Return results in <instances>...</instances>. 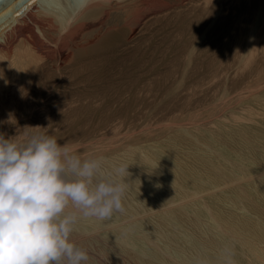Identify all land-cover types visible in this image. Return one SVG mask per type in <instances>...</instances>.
I'll list each match as a JSON object with an SVG mask.
<instances>
[{
    "label": "bare ground",
    "instance_id": "bare-ground-1",
    "mask_svg": "<svg viewBox=\"0 0 264 264\" xmlns=\"http://www.w3.org/2000/svg\"><path fill=\"white\" fill-rule=\"evenodd\" d=\"M0 2L4 3L0 9V12L3 11L0 23L9 21L0 31V133L5 134L6 138L24 140L31 134H45L48 131V135L55 137L57 141L65 137L72 142L77 137L114 134L123 124H134L139 114L138 107L145 99L141 93L154 89V76L158 72L164 71L168 75L174 71L177 74L176 70L185 72L190 63L194 71L203 70L211 76L233 66L242 68L241 71L247 68L259 74L264 71V0H86L84 6H81L80 0ZM210 27L217 37L206 40L204 37L206 32L210 33ZM143 42L147 44L144 46ZM117 62L119 65L115 64ZM248 72L246 73L249 74ZM175 77L176 75L174 80ZM203 79L204 77L198 76L193 80L194 84L198 86ZM188 83L186 90L192 84ZM259 85L256 86L255 83L256 87H261ZM193 88L195 90L196 87L193 86L192 90ZM156 89L160 92V87ZM248 115L251 116V113ZM60 121L68 124L60 129ZM86 122L89 123L88 126ZM37 126L43 128H33ZM141 127L145 128V125ZM149 129L151 128L147 131ZM133 133L127 139L135 144L138 136ZM243 134L246 132L240 131L242 137ZM74 146L78 147L79 144ZM89 146L90 144L83 145L76 153L83 159L85 155H81V152ZM94 146L95 143L91 147ZM210 148L216 146L211 145ZM115 149L117 148L112 147V150H105L103 147L100 153L113 167H116L115 161L109 155ZM130 154L134 164L141 162L154 168L158 166L156 159L163 155L161 152L159 155L146 154L143 157L141 148H135ZM171 160H165L166 165L161 171L178 192L179 199L198 196L223 183L227 186L228 183L234 185L246 181L251 184L255 181L258 191H263L257 194L259 196L256 200L264 201V159L255 160L253 166L246 163L245 166L236 167L232 176L226 175V167L220 164L203 162L206 175L191 171L184 173L180 181L171 172L174 168ZM227 162L233 165L230 160ZM133 163L131 166H134ZM125 180L127 184L134 183L137 187L144 183L143 180L132 183L127 177ZM239 188L241 187L238 186L234 191L235 196L227 197L218 193L209 199L203 198L202 205L207 208V213L201 214L206 220L201 219L198 208L195 210L189 207L191 212L169 210L167 207L178 198L175 200L172 195L163 193L151 194L148 209H127L122 218L96 222L100 224L95 227L97 230L105 228V233L120 245L119 248H114L117 252L113 254L102 250V259H110L106 264H200L201 261H206V264H222L221 253L227 246L234 251L236 264H264V210L252 205L250 195L243 189L238 190ZM207 200L213 202V205L216 202H228L257 217L252 218L246 213L239 216L230 212L218 214L219 209H212ZM159 208H167L165 212L169 220H165V223L173 227L166 235L170 242L159 247L160 243L156 246L150 241L152 247H149L145 244L146 227L142 216ZM170 218L173 221L179 220L180 226L174 225ZM122 219H127L128 223L117 224ZM184 226L185 231L180 229ZM118 227L123 229L121 233L118 232ZM176 230L179 232L175 235ZM98 233L97 236L100 234ZM98 263L102 264V261Z\"/></svg>",
    "mask_w": 264,
    "mask_h": 264
},
{
    "label": "rangeland",
    "instance_id": "rangeland-1",
    "mask_svg": "<svg viewBox=\"0 0 264 264\" xmlns=\"http://www.w3.org/2000/svg\"><path fill=\"white\" fill-rule=\"evenodd\" d=\"M3 6H4V3L0 2V7H1L0 9H2ZM2 12L3 11L0 12V15ZM7 22L9 21H3L0 23V31L2 29V26L5 25ZM209 29H210V33L206 32V35L204 34L205 37L203 36L204 39L206 38H207L206 40L215 39L217 35L215 34V32H212L213 31L212 27H210ZM209 29L207 30L209 31ZM214 34L216 36H213ZM202 41L204 40L202 39ZM218 41L222 42L220 39H218ZM158 43H161V42H158ZM144 44L146 45L147 43L143 42L142 45ZM118 58L120 57H117V59ZM227 59H230V58L227 57ZM202 60H206V58H202ZM115 64L117 65L118 62ZM191 66H193L192 63H190L189 68L185 72L181 70H176L177 74H175V71H174L173 74L176 75L175 77L176 80H174L175 75L173 74L168 75L164 71H160L158 72V74H156V77L154 76L156 80L154 89L150 91L148 90L147 92L144 91L146 95L148 96L144 95L145 94L144 92L141 93L142 96H145V99L143 100V103H141L138 107L137 112L139 114L137 113L138 117H136L135 122H133L134 124H130V125L123 124V127H121L120 130H117V132H115L114 134L104 133L103 136L99 134H95V135H91L90 137L88 136L86 138L77 137V138L72 139V142L71 140H67L65 137H61L60 140L58 141V143L60 144L63 143L69 146L72 145L71 147H74L73 150L75 152H77L78 149L83 147V145L90 144L88 149L86 148L83 149V151L81 152L83 154L81 155L83 156L85 155L84 158H88L90 156L95 157L96 155H97L96 157L102 158L103 167L105 171H110L114 167L106 161L104 156L100 155V153L102 152L101 150L103 149V147L105 148V150L106 149L112 150V147L117 148L109 155V157H111L115 161V166H119L120 164H125V165L127 164V166L129 167L128 168L129 174L126 177L132 183L137 180L144 181L145 184L142 183L138 187L135 186L134 183L133 185H129L126 183L128 189L126 188L125 194L123 196L124 211L115 212L113 214L114 217H112L111 219L110 218L106 219V220H116V219L124 217V214L127 209H132V208H137L140 210L148 209L149 205L151 204L150 203L151 194L153 196L155 194H163V193L172 195V197H174L175 200L178 198L174 203H172L169 207H167L169 208V210L175 209V210L190 211L189 207H192L195 210L196 208H198L197 210L199 214L207 213V208L202 205L203 198L209 199L210 196H212L213 194H218V193L221 195H225L227 197L235 196L234 191H236V188L238 186L241 187L238 190L240 191H242L241 189L245 190L246 193L250 195V198L253 199L252 205L256 206L257 208L261 210H264V201H260L259 199L256 200V197L259 196L257 194L263 191L261 189L260 191H258L257 189L258 185L256 184L255 181H252L251 184L250 183L248 184L246 181H242L240 183H234V185L233 183L232 184L228 183L227 184L228 187L223 183L220 185V187H215V188L210 189L211 191L207 190L208 192L205 191L201 193L202 195L200 194L198 196H192L193 200H191L192 199L191 197H188L185 200V199H179L180 197H179L178 192L173 189L172 185L168 182L167 177L165 176L163 171H161V168L163 166L165 167L166 165L165 160L169 161L170 159H172L171 161H172V164L174 165V168L172 169L171 172L174 174L175 178L178 181H180L181 177H184L185 175L184 173H189L191 171L195 173H201V174L207 173L205 172L203 168V162H209V163L213 162V163H217L218 165L220 164L226 167L227 169L226 175L232 176L235 174L233 169H235L236 167L241 166V165L245 166L246 163L250 166H253V163L255 160L261 161L264 159V139H263V136H264V126H263L264 125V86L263 85L264 84L263 85L261 84V83H264V71H262L260 75L259 72H254V71L251 72V70L247 68L241 71L242 68L239 69L237 68V66L235 67L233 66L232 68H228L229 70L223 69V71H219L217 74L211 76L210 74H207V72H204L203 70L195 69V71L196 70L197 72L199 71L197 73L193 70L194 67L191 68ZM193 72H195L196 74L194 73L193 75ZM246 72H248L249 74H247ZM161 73H163V75ZM159 74L162 75L163 77L160 76ZM190 74H191V77H190ZM253 74L255 77L252 76ZM216 75H217V78L215 77ZM256 75H259V76L256 77ZM158 76H160L161 78L160 77L158 78ZM198 76L199 77L201 76L202 78L204 77V79L200 81V83L202 84L200 85L199 83L197 86L194 84L193 80H195ZM249 77L251 79L250 80L248 79V82H247V78ZM244 81L246 83H243L244 84L243 85L242 82ZM188 82L189 83L191 82L192 84L190 85ZM250 82H251L252 87L249 88ZM187 83L190 86V87L188 86L187 89L190 91L186 90ZM255 83H256V86L260 84L261 87H256ZM193 86L196 87L195 90L194 88L192 90ZM243 86L245 87L243 88ZM158 87H160L159 89L160 92L158 91V89H156ZM246 87H248V89H246ZM183 89H185V91H183ZM164 90L165 92H163ZM185 92L187 93V95ZM188 92L190 94L192 93L193 94L190 96ZM152 93L154 96H152ZM161 93H163V96ZM240 93L241 94L244 93L242 94V96L245 95L244 98L240 96L241 95ZM186 96L189 99H187ZM260 100L262 103L260 102ZM171 105L173 107H171ZM248 109L250 110L248 111ZM252 109H255V110L257 109V110L255 111ZM178 111H180L181 113L180 112L178 113ZM254 112H256L258 115L255 114ZM198 113L199 115H197ZM249 113H251V116L248 115ZM193 114L194 116L197 115L196 116L197 118L193 119L194 117L192 116ZM244 116L245 117L248 116V118L246 117V119L249 121L244 119L245 118ZM252 116H254L253 119H252ZM249 117H251V119ZM239 119L240 121H238ZM197 120L198 121L200 120V121L198 122ZM180 122L181 123L183 122L184 126H183V123L181 124ZM195 122L197 123V125ZM257 122L259 124H257ZM193 123H195V125H193ZM67 124L68 123L66 121L64 122L60 121L59 128L60 129L64 128L65 125ZM85 124L87 126L89 125V123L87 122ZM141 125L143 126L145 125V128L141 127ZM181 125L183 126L182 127L183 130L181 127H179ZM148 126H152V127H148ZM219 127H221L222 129H220ZM130 128L133 130H131ZM148 128H151V129L147 131ZM195 128H197L199 131L195 130ZM140 129H142L141 132H140ZM144 129H145L144 131L145 133L143 132ZM242 130L246 132V134H243L244 137L240 135V131ZM103 132H106V131L103 130ZM129 132H130V135H132V133L134 132L133 134L138 136L137 142L135 144L131 143L129 141L130 139H127L129 138L128 136H130V135H127L129 134ZM45 134L48 135L50 134V132L46 131ZM124 135L126 138H124ZM122 140L123 142H120ZM96 141L98 143H96ZM115 142H117L118 144ZM77 143L79 144V146L78 147L74 146ZM94 143L96 147L95 146L91 147L94 145ZM211 145L216 146V148H210ZM135 148H138V149L141 148L143 150V157H145L144 155L146 154H156V155L158 154L159 155V153L162 152L163 155H159L160 157L157 158L158 160L156 159V163L158 166L154 168V167H151V165H148L146 163H141V162L134 164L133 157L131 156L130 152L134 150ZM228 160H230V163H233V165L228 164L227 162ZM131 163H133L134 166H131ZM208 202L210 203V206H212L211 207L212 209L214 210L219 209V211L217 212L218 214H224V213L228 214L230 212V213H233L234 216H239L243 213H246L250 215L252 218L257 217L255 214L253 213L249 214L244 209L235 207L234 205L232 206L228 202L227 203L216 202L215 205H213V202L211 201H208ZM167 208H162V210H160L161 208H159L156 211L154 210L153 212L146 214L147 216L145 214L142 216V218L144 217L142 219V222L145 224V227H146L145 234H144L146 236V240H145L146 246L152 247V244L158 246V244L160 243L159 247H164L166 244H169L170 240L168 237H166V235L167 233L171 232V228L173 229V227L169 225L167 226L165 223L166 222L165 220H169L168 216L166 215L167 213L165 212L166 211L165 209ZM201 217H202L201 219L206 220L202 214H201ZM123 219L117 222V224L118 223L119 224L128 223V221H126L127 219L126 220H123ZM100 221H103V220H99L96 218L95 219L94 218L84 219L83 217H81L78 220L77 222L78 224H76V227L74 228V231L71 236L72 241L77 246L85 249L87 253L89 252L88 255H90L91 253L93 254L92 256L90 255L91 257L89 256L90 258L87 264L89 262L90 264H94L96 262L98 263L101 261H102V264L109 263L108 261L110 259H107L106 257L105 258L103 257L104 259H102V256H103L101 255L102 250L103 251L107 250L109 253L111 252V254H113L117 252L115 249L119 248L120 246L119 243H116L115 240H113L111 237H109L105 233V230H103L105 228H103L102 231L101 229H99L101 232L95 228L97 225H100L96 222H100ZM170 221L174 223V225L177 224L178 226H180L179 220L173 221L170 218ZM205 226L208 228V225H205ZM117 229L119 233H121L123 230V229H120L119 227ZM180 229L185 231V226L180 227ZM98 231L101 235L98 233ZM96 232L99 234V236H97ZM177 232L179 231L178 230L174 231L175 235L177 234ZM163 234L165 235L163 236ZM210 235L212 234L210 233ZM150 241L152 242V244L150 243ZM95 248L97 249V251ZM98 248L100 252H98ZM109 249L111 251H109ZM112 249L114 252L112 251ZM93 251L96 254L99 253L100 255L99 254L95 255ZM95 256L97 258H95ZM113 264H116V263H113Z\"/></svg>",
    "mask_w": 264,
    "mask_h": 264
},
{
    "label": "clouds",
    "instance_id": "clouds-1",
    "mask_svg": "<svg viewBox=\"0 0 264 264\" xmlns=\"http://www.w3.org/2000/svg\"><path fill=\"white\" fill-rule=\"evenodd\" d=\"M128 168L105 171L102 158L82 159L44 133L24 140L0 133V264H87L74 228L81 217L124 211ZM221 256L222 264H236L230 247Z\"/></svg>",
    "mask_w": 264,
    "mask_h": 264
}]
</instances>
